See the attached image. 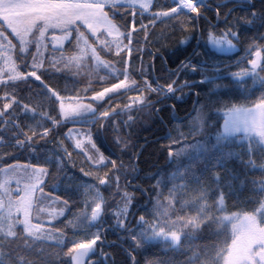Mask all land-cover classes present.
Segmentation results:
<instances>
[{
    "label": "snow or ice",
    "instance_id": "6c2138e0",
    "mask_svg": "<svg viewBox=\"0 0 264 264\" xmlns=\"http://www.w3.org/2000/svg\"><path fill=\"white\" fill-rule=\"evenodd\" d=\"M81 2H84V0H81ZM228 2L229 0H224V2L215 6L218 20L221 19V12L223 11L224 29H217L214 24L209 25L197 35V44L192 48L191 52L181 47H176L171 51L169 57L171 62L176 63L178 61L174 69L170 68L164 74L155 75L154 67L149 65V67H152V70L149 71L145 68L143 60H141L139 67L133 65L136 59L134 54L145 51L146 45L149 43L148 37L155 35L149 28L150 25H155V18L163 17L175 20L182 32L191 33L192 28L195 27L192 22L198 21L202 14V9L209 6L203 5L201 0H170L171 6H159L158 10L153 12L151 10L156 6L153 4V0H103L99 4L91 0V7L102 8L107 13L106 18L110 21L108 31L112 36V40H105L103 44L106 49H112L117 56L122 52L124 53L123 69H115V82L101 90L92 91L90 97L86 95L89 91L87 88L84 90L85 95L77 93L61 96L56 93L54 98L59 101L57 114L45 113L43 119L36 121V126L31 131L25 130L24 136L17 141L18 146L22 149L25 145L29 146L28 152L30 156L37 160H40L41 156L43 157L42 163H27L30 169L31 182L25 186L26 201L19 206L14 205L13 212H17L20 207L24 206V203L27 204L29 212H31L33 205H38L37 215L38 218L42 217L41 223H35L30 216L23 222L26 225L25 233L32 237L33 242L37 240L56 241L61 248V251L49 255L47 264H60L61 261L64 264H116L114 258L109 259L110 253L104 252L102 248L98 254L96 251L97 244L102 245L104 243L106 231L125 234L117 237L118 240H127L132 244V247L124 250L127 256L124 264H138L133 254L137 249L154 240L161 239L173 249H178L181 246V240L186 234L185 228L193 223L194 218L191 212L178 215L171 220L161 219V217L167 218L170 215L168 209L163 206L165 199L173 206L180 203L182 209L197 208L198 213L202 208L207 207L206 204H201V201L206 199L210 186L200 183V176L196 175L193 165H184L181 168L178 164L177 170L172 174V177L173 179H178L180 183L173 184L168 189L167 196L164 199L161 198L160 185L162 180L159 176L145 173L143 177H140L147 180L155 179L156 183L150 185V188L156 193V197L153 209L148 212H141L138 216L136 215V211L142 206L135 195L128 191L127 188L132 184V180L137 179L141 169L134 164L133 171L136 175H132L131 179L126 177L122 188L120 173L126 168V165L120 159L119 154L115 152L108 155L105 154L109 152V149H119L121 153L129 155L130 161L133 158L139 159L141 152L149 143L147 139H145L143 145L139 146L137 151L129 153V146L136 147V145L131 143L126 136L120 135L123 128L131 127L135 123L136 117L131 115L133 111L139 113L143 109H148L151 114L159 118L162 125H166L167 122H165L163 117L159 116V113L168 111L174 118L179 119L175 117L177 103H168V101H183L187 95L182 91L184 88L191 90L192 88L212 85L207 92L203 93L204 96L211 100L217 89L226 87L214 84L215 80L230 78L234 84H240L246 76L250 77L254 83L258 79L260 93L256 96L255 89H253L249 93V95L254 96L253 99L246 97L242 102H233L231 98L211 101L213 104L221 105V107L217 108V112L222 113L223 125L222 131L216 134V143L212 144L210 149L201 145L199 141L193 145H189L187 142L188 136H194L200 131V129L195 127V122L199 121L201 127L203 126L199 111L195 117H192V122L187 126V132L180 131L181 124L177 123L168 129L164 137H158V139H167L168 143L161 144L160 149L167 153L169 160L179 157L190 147L197 149L198 158L204 164L201 175L207 174V176L211 177L218 193L217 203L221 205L224 199L221 173L214 171V169H223L225 167V159L234 154L232 151L224 150L227 143L235 139L230 134L243 133L244 137L248 139V146L244 150L248 155V159L244 161L243 157H241L242 163H244L246 168L249 165L253 168L257 167L255 155L257 152L264 157V76L259 75V73H264V31H259V29H264V0H260L259 8L256 7L252 0H236V2H232L231 7H228ZM109 9H111V12H108ZM118 11L123 19L130 15L131 24L115 21L114 17ZM146 12H151L153 17V19L148 20L147 24L144 23V13ZM192 13L196 15L192 16ZM137 14H139V26H137ZM70 15L83 17L87 15V11L86 9H76ZM70 15L63 17L62 23L64 25L70 26ZM229 16L232 17L231 20H228ZM96 19L99 22L102 18L97 15ZM189 24H191L190 27H185V25ZM241 25H247L258 30L253 37H245L249 42L244 46V55L238 57L235 64H228L223 68H213L212 70L216 75L209 76L207 74L208 69L204 67L206 62L197 59L200 55L197 48L201 46L202 42L216 47L226 46L229 50L237 48V45L241 42V36L247 31L246 28H241ZM233 28L236 30H233ZM139 32L144 33L143 44H141L139 36L136 35ZM188 40L189 36L185 35L177 43L183 45ZM78 47L84 53L87 42L82 41ZM26 48L27 44L25 45V50ZM157 54L165 62L166 67L168 61L165 60L163 54L159 53L158 49L153 50V55ZM181 56H183V59H180ZM220 63L222 62L213 61V64ZM245 64L247 66H242ZM32 66L38 70L43 68L42 64H33ZM233 67L236 70L230 71L229 69ZM197 74L201 76L199 81L187 79L188 76ZM181 77H184V79L181 80ZM32 78L37 79L39 83H43V78L39 76V71ZM178 92L180 95H177ZM201 94L200 92L196 93L198 98ZM6 95L0 96V100H4L0 115L8 111L16 99V97H13L12 100H7L5 98ZM113 95L121 96L122 99H117L116 103L113 104L110 99ZM105 101L108 106L100 110L99 105ZM20 103L22 112H35V109L30 105L25 104L23 101ZM113 116L120 117V119L113 121ZM124 117H127V119H124ZM44 121H47L46 125ZM97 121L111 122V128L115 135L111 138L103 136L100 133V129L106 127V124L97 123ZM67 124H71L72 127L62 131ZM85 125L88 127H84ZM93 126H96L95 133L93 132ZM173 129L176 130L175 136L172 135ZM53 133L56 134L54 140L51 139ZM127 135H131V133ZM34 137L37 138L35 144H33ZM60 137H63V139ZM65 140H71L75 149H84L87 145H90L89 151L92 154L86 156V159L91 162L92 166H99L105 169L102 173H95L97 184L80 183L74 189L65 187L64 192L67 194V199L63 196L55 195L54 192H45V188L48 186L47 177L52 175L46 165H53L57 171H60L66 161L61 156L56 155L55 149L42 147L43 144L51 141L61 150L64 156L71 159V153L68 152V148L64 144ZM85 141H87V145ZM221 141L225 143L222 144ZM181 144L184 146L181 147ZM37 148H40V151H37ZM213 150L219 152V155L214 154ZM113 155L116 158H113ZM258 167L264 171V160L261 161ZM81 171L83 172V169ZM85 175L91 176L93 173L89 171ZM234 178L236 177L234 176ZM191 180H195L199 188L192 189L194 193L192 198L181 199V195H187V190L190 187L187 182ZM253 183L258 191L264 192V179H261L258 183L253 181ZM113 185H115V191L120 194L121 199L115 202L113 208L108 209L111 214L109 219L112 220L109 223L105 219V209L108 202L103 193H101L100 186L112 187ZM134 186L140 191H148L139 183ZM58 187L56 184L52 185L53 189ZM37 190L39 192V200H37L35 195ZM74 195L79 197V199L74 200ZM56 204H60L62 207H54ZM76 204H83L84 207L73 214L72 218L64 222V228H70L73 232L71 237H67L62 229H53L44 222V216L48 220H55L58 216L64 215L66 209ZM249 211L257 221L264 224V197L251 210H248L247 207L241 208L236 216H242ZM241 224H244V221H241ZM28 225L33 226L29 227ZM77 232L82 234L76 235ZM65 244L70 245L67 247V251H63ZM256 246L254 245L253 247ZM97 255L99 256L97 259H88ZM190 259L194 260L196 257L193 256ZM256 260L257 264H264V259L257 257ZM149 264H161V261H150ZM163 264H170V260L163 261Z\"/></svg>",
    "mask_w": 264,
    "mask_h": 264
},
{
    "label": "trees",
    "instance_id": "16d2710c",
    "mask_svg": "<svg viewBox=\"0 0 264 264\" xmlns=\"http://www.w3.org/2000/svg\"><path fill=\"white\" fill-rule=\"evenodd\" d=\"M203 5L209 6L202 9V14L198 21L192 23L195 27L192 28L191 33L185 31L182 32L180 27L176 24L175 20H169L167 18H155V25H150L149 28L155 33V35H150L148 37L149 43L146 45L145 51L136 55V59L133 65L139 67L141 60L144 62L145 68L149 71L152 67L155 69V75H161L167 72V69H174L176 63L171 62L169 59L170 53L176 47H181L186 49L188 52L192 51V48L197 44V35L205 30L209 25L214 24L217 29H224L225 23L223 20V11L221 12V19H217L215 13V6L218 3L224 2V0H201ZM232 2L236 0H229L228 7H231ZM252 2L259 8L260 0H252ZM155 7L152 11H157L159 6L168 7L171 6L170 0H155ZM122 7V6H121ZM130 11V10H129ZM111 12V9L108 10ZM138 13V10H137ZM239 13V10H238ZM195 16V13L191 14ZM144 23L147 24L148 20L153 19L151 13H144ZM207 17V19H205ZM232 17L229 16L228 20ZM114 20L121 22L123 24H131V16L129 15L126 19H123L122 15L117 12ZM1 22V20H0ZM137 26H139V14H137ZM191 24L185 25V27H190ZM231 26V25H230ZM2 25L0 23V30ZM241 28H246L247 31L241 36V42L237 45V49L233 53L219 52L214 49L210 44L201 43V46L197 48L200 55L197 57L198 60L205 61L204 67L208 69V75L214 76L216 73L212 70L213 68H223L228 64H235L238 57L244 55L243 49L245 44L249 41L245 37H253L257 33V29L241 25ZM233 30H236L233 28ZM259 31H264V29H259ZM140 38L141 44L144 43V33L139 32L136 34ZM189 36V40L186 44L179 45L177 41L182 39L183 36ZM69 45V44H68ZM64 48L56 49L55 47H50L48 49V54L46 56L47 63L39 71L40 77L43 78V83H39L37 79L32 78L30 72L33 71L34 67L29 64V61L33 59L34 49L32 48L31 56H18L17 59L22 62V76L14 81H4L0 82V96H5L7 100H12L13 97L16 99L13 101L12 106L8 111L0 115V134L4 135L7 139L19 140L24 136L25 130L31 131L35 127V122L43 119L45 113H51L52 115L57 114V106L59 101L54 98L56 93L61 96L68 94H81L85 95L84 90L89 89L87 96L91 95L92 91L101 90L105 85H110L116 79V75L111 73L114 77L112 80L110 78L106 80L105 84L100 87L98 80H101L100 75L105 69L102 70L101 74L88 75L85 71H73V68L64 69L62 66H55L52 64L55 59V55L66 57L69 50V46ZM135 47V45H133ZM105 46L99 47L98 51L102 59H105L113 69H123L124 64V53L122 52L119 56L115 55L113 50L104 49ZM159 50L162 53L165 60H167V66L165 67V62L161 60L159 54L153 55V50ZM74 54H71V56ZM26 61H25V60ZM183 59V56L180 57ZM68 61V60H67ZM213 61H220V64H213ZM27 62V63H26ZM73 65L71 63H68ZM151 65L152 67H149ZM32 66V67H30ZM73 66H76L74 64ZM242 66H247L242 65ZM81 69V68H80ZM230 71H235L236 69L230 68ZM99 73V72H97ZM264 76V73L260 74ZM27 77V78H26ZM139 79V77H137ZM184 77H181L183 80ZM187 79H194L199 81L201 79L200 75L188 76ZM102 81V80H101ZM217 85H223L226 87H221L216 90V94L209 100L208 97L204 96L203 93L207 92L212 85H205L201 88H184L182 91L186 93L183 101H168V103H177V112L174 118L168 111L159 113V116L163 117L166 125L160 123L159 118L155 117L149 112L148 109H143L139 113L133 111L131 115L136 117L135 123L131 127H125L120 132L121 136H126V138L136 147L129 146L128 152H135L139 149L140 145L145 143V139L149 142L147 146L141 152L139 159L133 158L131 161L127 153H121L119 149H109V152L105 154L108 155L115 152L120 155V159L123 160L126 168L121 171V187L123 188L125 184L126 177L131 179L132 175H136L133 171V165L135 164L139 169H141L137 179L132 180V184L128 186L127 190L132 192L139 203L141 208L136 211V215H140L141 212H148L153 209L154 199L156 193L150 188V185L156 183L155 179L147 180L142 179L145 173H152L159 176L162 180L160 185V190L162 191L161 198L164 199L167 196L168 189L172 187L173 184H179L178 179H173L172 174L176 172L177 165L179 164L181 168L184 165H193L194 171L197 176H200V183L210 186V190L207 192L206 199L201 201V204H206V208H202L199 213L197 208L182 209L180 203L175 206L171 205L166 199L164 207H166L170 213L169 217H161V219H169L184 215L186 212H191L194 218L193 223L185 228V235L180 242V247L178 249H173L163 240L152 241L149 244L137 249L135 253V258L138 264H149L150 261H163L170 260V264H223V256L226 247L231 242V231L224 222L225 213L229 212H239L243 207H247L248 210L255 207L257 203L260 202L261 198L264 197V192H260L256 189L253 181L257 183L264 179V171H262L258 165L264 160L259 152L256 155V165L253 168L249 165L247 168L244 163H242L241 157L246 161L248 159L245 149L248 146L247 141H241L237 136L227 143L225 151H232L234 154L225 159V167L223 169L216 168L214 171L221 173V184L223 186L224 199L223 204L217 203L218 193L215 190L214 182L211 177L201 175V171L204 164L201 159L198 158L199 154L197 149L188 148L185 153H182L179 157L169 160L167 153L160 149L161 144H167V139H158V137H164L168 129L174 124H181L180 131L187 132L188 125L192 122V117L197 115L199 111L203 120V126L199 121L195 122V127L200 129V131L194 136H188L187 142L189 145L196 144L198 141L201 145L206 148H211L212 144L216 143V134L221 132V125L223 121L222 113L217 112V108L221 107L219 104H213L211 101L217 99L228 100L232 99L233 102H242L246 97L248 99H253L254 96L249 95L253 89H255V95L258 96L260 93L259 80L257 79L255 83L250 77H244L242 83L234 84L232 79L225 78L223 80H215L213 82ZM202 93L199 98L196 93ZM130 95V94H129ZM177 95H180L178 92ZM112 103H116L117 99H122L121 96L113 95L110 97ZM21 101L25 104L30 105L35 109V112L21 111ZM123 102V101H121ZM4 100H0V105H3ZM107 106V102L105 105ZM101 107V106H100ZM120 117L113 116V121H118ZM127 119V117H124ZM45 125L47 121H44ZM105 123L106 127L100 129V133L111 138L115 133L112 131L111 122H99ZM69 126H64L67 129ZM93 132H96V126H93ZM131 133V135H127ZM55 133L51 139H55ZM172 135H176V130L173 129ZM63 139V137H60ZM36 137L33 138V144L36 142ZM221 143H225L221 141ZM65 147L68 148V152L71 153L72 158L68 159L63 155L61 150L52 143L43 144L42 147H47L48 149H55L56 155L61 156L62 159L66 161L62 170L57 171L56 167L53 165H46L49 167L52 175L48 177V186L45 188L48 192H54L55 195L63 196L67 199V194L64 192V188L68 187L74 189V183L83 180L90 184H97L95 173H102L105 169L99 166H92L89 160L83 152L76 150L67 140L64 141ZM184 145L181 144V147ZM28 145H25L22 149L15 145H6L0 149V168L8 166L14 162H26L31 164L42 163L43 157L37 160L33 156L29 155ZM103 150V149H102ZM40 151V148H37ZM214 154L219 155V152L213 150ZM113 158H116L113 155ZM83 169V172L81 171ZM92 172L93 175H85L87 172ZM234 176L236 178H234ZM139 183L144 188L148 189L147 192L140 191L134 185ZM190 187L187 190V195H181V199H190L194 196L192 189H198L199 185L195 180L188 181ZM56 184L59 187L53 189L52 185ZM100 191L107 199V208L105 209V219L109 223L112 222L110 213L108 209L113 208L116 201L121 199L118 192L115 191V185L112 187L100 186ZM74 200H78L79 197L73 196ZM84 207L83 204H76L75 206H70L67 214L60 221L55 223V229H62L67 237H71L73 232L70 228H64V222L73 217V214L77 213ZM222 209V210H221ZM250 212V211H249ZM246 212V213H249ZM90 214V208H89ZM134 222V221H133ZM53 228V226H52ZM16 232L12 236L3 235L0 236V264H47V258L50 254L61 251L57 242H46L44 240H37L33 242L31 236L27 235L24 228L16 226ZM82 233L77 232L76 235H81ZM119 236H124V233H118L115 231H106V238L104 243L97 244L96 251L97 254L100 252L101 248L104 252L110 253L109 259L115 260L116 264H124L127 260L125 254V249L132 247L130 241L118 240ZM70 246L65 244L63 246V251H67V247ZM195 256L196 259H190ZM96 257H89L88 259H97ZM60 264H64L63 261Z\"/></svg>",
    "mask_w": 264,
    "mask_h": 264
},
{
    "label": "rangeland",
    "instance_id": "374dc122",
    "mask_svg": "<svg viewBox=\"0 0 264 264\" xmlns=\"http://www.w3.org/2000/svg\"><path fill=\"white\" fill-rule=\"evenodd\" d=\"M153 0V4H154ZM95 3H102L103 0H94ZM76 9H86L87 15L83 17H78L76 15H70ZM70 15V26L64 25L62 19L64 16ZM99 15L102 19L98 22L96 17ZM107 15L104 9L99 7H91V0H0V19L5 23L7 29H10L14 35V45H20L23 48V53L28 52L32 46L29 44L34 43V58L32 63L39 64L46 63V53L47 49L50 48L52 44L56 48H62L69 46L71 52L67 55V58L55 55V59L52 64L55 66H62L69 69L67 59L72 58L71 54L76 55L75 51L80 54V63L82 68L89 73L95 74L92 71V63L89 59V52L95 54V50L99 45H103V41L112 40L108 28L110 26V21L106 18ZM97 32H102L100 37L97 35L96 39L99 43L95 47H89L91 43L90 33L95 36ZM106 32V33H104ZM5 42H2V37H0V51L6 53L5 63L2 66L3 69L9 70L13 75L16 68V64L19 66L21 60L16 61L12 59L9 53V48L11 45V37L3 35ZM87 42V47L84 53L81 52L78 45L82 42ZM27 48L25 50V45ZM39 45V47H37ZM62 45V46H61ZM211 45V44H210ZM214 49L220 52L233 53L235 49H227L226 46L216 47L211 45ZM75 50V51H74ZM111 50V49H107ZM1 53V52H0ZM77 54V55H78ZM38 56V58H37ZM3 57V54H0ZM11 58V59H10ZM73 59V58H72ZM68 61H73V60ZM78 58H75L77 64ZM105 64V63H104ZM261 73H259L260 75ZM2 76L0 75V78ZM105 80H98L100 87L105 84ZM72 127V126H71ZM79 127V125H77ZM88 127V126H84ZM239 135L242 140H248L244 137L243 133L231 134ZM243 137V138H242ZM71 141V140H70ZM73 144V142L71 141ZM87 145V141H85ZM74 145V144H73ZM90 145L82 150L86 156L91 155ZM48 179V177H47ZM31 182L30 169L27 163H14L8 165L1 169V194L0 199V228L3 231L11 232L14 224L19 227L24 226L25 222L29 216L35 223H41L42 217L38 218L37 211L38 205H33L31 212L24 203L23 207H20L17 212H13V206H19L26 201L25 186ZM47 193V191H45ZM36 198L39 200V192H36ZM46 206V204H45ZM54 207H62L60 204L54 205ZM69 209V208H68ZM65 210V214L68 211ZM17 214L20 216L18 218ZM64 214V215H65ZM58 216L55 220H48L46 216L43 217L44 222L47 226L51 227L57 221L61 220L64 216ZM224 221L228 223L233 233V242L231 246L226 247V255L224 264H257L256 258L264 259V224L257 221L252 214H244L237 217L236 214L225 213ZM244 221V224H241ZM32 227L33 225H28ZM12 233V232H11ZM3 234L0 232V235ZM163 240V239H161ZM46 242H56L47 241ZM159 241V240H154ZM257 245L256 247H253Z\"/></svg>",
    "mask_w": 264,
    "mask_h": 264
}]
</instances>
